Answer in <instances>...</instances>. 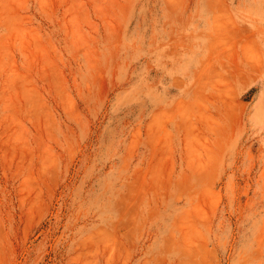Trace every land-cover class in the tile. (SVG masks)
Here are the masks:
<instances>
[{
	"label": "rangeland",
	"instance_id": "rangeland-1",
	"mask_svg": "<svg viewBox=\"0 0 264 264\" xmlns=\"http://www.w3.org/2000/svg\"><path fill=\"white\" fill-rule=\"evenodd\" d=\"M0 264H264V0H0Z\"/></svg>",
	"mask_w": 264,
	"mask_h": 264
}]
</instances>
